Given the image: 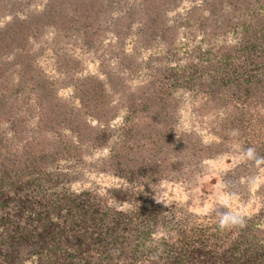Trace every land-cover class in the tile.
<instances>
[{
  "label": "trees",
  "instance_id": "obj_1",
  "mask_svg": "<svg viewBox=\"0 0 264 264\" xmlns=\"http://www.w3.org/2000/svg\"><path fill=\"white\" fill-rule=\"evenodd\" d=\"M171 3L136 0L126 9V0H45L41 10L19 17L13 12L24 3L0 0V18L10 15L0 26V123L11 134L0 131V264H264V199L242 225L221 228L220 219L230 216L225 210L213 209L201 219L175 218L169 207L148 204L151 192L144 187L170 167L179 172L183 158L211 155L209 145L175 133L178 89L195 91L207 109L224 110L210 132L220 143L237 142L247 164L260 156L256 150L264 151V0H205L202 34L214 38L237 27L236 42L194 47L181 65L154 66L147 59L143 83L121 84L124 124L105 164L126 185L104 194L63 186L67 177L59 161L73 151L80 156L81 145L97 141L87 118L106 125L117 107L104 82L73 74L67 83L79 105H66L31 64L28 38L52 27L91 45L106 30L121 44L136 24L140 47L157 39L170 52L177 26L166 23L164 12ZM105 4L112 10L103 12ZM110 11L117 14L108 16ZM124 59L135 60L123 54L120 63ZM102 73L114 86L113 74ZM14 75L12 84L7 79ZM20 91L27 95L17 101ZM17 108L32 109V126ZM163 226L165 235L152 237Z\"/></svg>",
  "mask_w": 264,
  "mask_h": 264
},
{
  "label": "rangeland",
  "instance_id": "obj_2",
  "mask_svg": "<svg viewBox=\"0 0 264 264\" xmlns=\"http://www.w3.org/2000/svg\"><path fill=\"white\" fill-rule=\"evenodd\" d=\"M24 3L18 6L13 14L23 17L26 12L41 10L45 0H15ZM136 0H126L125 8H132ZM205 0H175L165 8V20L169 25L177 26V34L167 52L164 45L155 39L147 48L139 46L136 24H132L131 33L120 44L109 31H101L91 45H85L76 34H62L52 27L44 28L36 37L28 38V53L31 64L51 82L52 92L68 106L78 107L79 103L73 97L72 87L67 83V75L84 77L93 76L104 82V91L108 100L117 107L116 113L108 124H98L87 118L89 124L96 129L97 141L80 146V156H65L59 161V168L65 171L67 179L63 186L72 191L88 189L104 194L111 187L126 185L122 178L117 177L110 170L105 161L110 155V146L118 138V131L124 124V110L120 108L119 95L124 87L134 88L143 83L148 75L144 62L150 59L151 65H181L194 47L201 51L224 43H234L239 29L233 28L227 33L208 38L202 34L200 25L206 13L202 9ZM107 4V3H106ZM104 7L103 12L109 11ZM17 6V5H16ZM112 7V6H111ZM110 7V10H112ZM106 14V13H103ZM117 12L110 11L108 16H115ZM0 18V26L9 19ZM108 22V21H107ZM106 22V24H107ZM133 56L120 63L122 55ZM192 55H195L192 52ZM162 58L159 61L158 58ZM12 55L4 57L11 60ZM130 66L132 71H128ZM103 71H108L115 77L114 86L105 82ZM10 68H5L4 75L10 74ZM69 72V73H67ZM16 83V76L7 79ZM113 83V81H112ZM177 99L175 133H188L202 145L210 146V156L207 158L186 157L181 160L179 172L168 171L165 176L155 177L146 183L151 192L148 204H158L169 207L168 213L176 217L189 216L191 219L207 217L213 209L225 210L230 216L239 214L249 217L261 207L264 199V151L255 155L253 165L246 163L245 156L237 142H221L210 132L215 123L224 113L223 109H207L202 98L195 91L178 89L174 92ZM26 91L17 93L16 100H25ZM10 98H13L11 96ZM27 104L33 107L31 97ZM19 115H23L30 126L34 123L32 109L25 111L17 108ZM24 112V113H23ZM0 131L6 137L11 134L5 123H0ZM70 139L68 131H64ZM71 140V141H72ZM220 143L217 149L214 147ZM76 152V151H75ZM260 153V154H259ZM239 165H244L241 168ZM167 227H159L152 237L165 235ZM23 264H31L26 261Z\"/></svg>",
  "mask_w": 264,
  "mask_h": 264
},
{
  "label": "clouds",
  "instance_id": "obj_3",
  "mask_svg": "<svg viewBox=\"0 0 264 264\" xmlns=\"http://www.w3.org/2000/svg\"><path fill=\"white\" fill-rule=\"evenodd\" d=\"M249 152L251 153L252 150L249 149ZM237 224L239 225L243 224V218L239 214L232 215V216H223L219 221V226L221 228L231 227Z\"/></svg>",
  "mask_w": 264,
  "mask_h": 264
}]
</instances>
